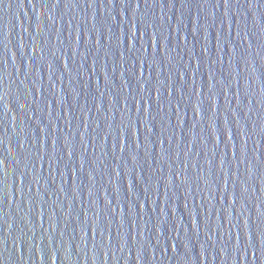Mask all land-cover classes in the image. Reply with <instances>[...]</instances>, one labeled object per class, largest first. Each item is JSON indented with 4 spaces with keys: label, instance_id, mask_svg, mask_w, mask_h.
<instances>
[{
    "label": "water",
    "instance_id": "obj_1",
    "mask_svg": "<svg viewBox=\"0 0 264 264\" xmlns=\"http://www.w3.org/2000/svg\"><path fill=\"white\" fill-rule=\"evenodd\" d=\"M0 264H264V0H0Z\"/></svg>",
    "mask_w": 264,
    "mask_h": 264
},
{
    "label": "snow or ice",
    "instance_id": "obj_2",
    "mask_svg": "<svg viewBox=\"0 0 264 264\" xmlns=\"http://www.w3.org/2000/svg\"><path fill=\"white\" fill-rule=\"evenodd\" d=\"M225 5H227V0H225ZM3 161L2 160H0V166H2L3 165Z\"/></svg>",
    "mask_w": 264,
    "mask_h": 264
}]
</instances>
